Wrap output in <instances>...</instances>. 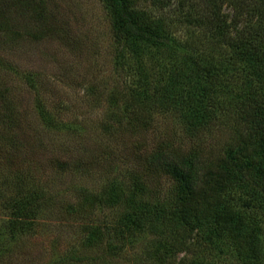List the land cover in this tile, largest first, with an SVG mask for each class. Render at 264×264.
Masks as SVG:
<instances>
[{"label":"trees","instance_id":"16d2710c","mask_svg":"<svg viewBox=\"0 0 264 264\" xmlns=\"http://www.w3.org/2000/svg\"><path fill=\"white\" fill-rule=\"evenodd\" d=\"M103 1L130 100L143 106L137 115L135 108L112 113L104 132L112 141L131 132L138 141L154 112L175 114L181 128L146 153L136 142L140 167L136 160L118 163L117 175L87 196V214L97 219L88 220L86 244L104 242L106 252L121 255L142 240L149 264H264V0H157V14L135 0ZM14 11L42 22L46 1L0 0V31L17 39L24 32ZM0 100L3 124L12 107L2 88ZM39 114L55 129V116L43 107ZM232 121L236 135L210 159L206 136ZM6 136L12 143L8 130ZM15 165L0 170V186L12 190L2 199L10 209L8 234L19 237L50 202L33 169ZM106 210L109 217L97 216Z\"/></svg>","mask_w":264,"mask_h":264},{"label":"rangeland","instance_id":"374dc122","mask_svg":"<svg viewBox=\"0 0 264 264\" xmlns=\"http://www.w3.org/2000/svg\"><path fill=\"white\" fill-rule=\"evenodd\" d=\"M45 1L42 22L14 11V23L24 32L21 38L0 31V58L5 63L0 65V88L12 107L0 124V170L8 171L13 164V168L30 167L35 180L43 182L39 184L45 186L50 202L30 233L12 237L8 234L10 209L2 199L12 190L6 194L0 186V264H149L142 240L121 255L106 252L104 242L94 247L86 244V228L93 223L88 220L97 219L87 214L85 207L92 198L87 196L117 175L118 163L136 160V142L146 153L156 141L179 134V120L175 114L154 112L153 123L142 130L138 141L131 132H122L112 141L103 130L106 117L116 111L127 115L134 108L137 115L143 106L130 100L129 79L117 64L120 46L111 13L103 0ZM135 2L154 14L159 12L157 0ZM41 107L57 118L55 129L46 128ZM229 123L206 136L205 146L214 147L210 159L222 152L215 148L236 135L234 121ZM53 138H57L55 145ZM68 162L82 168H61ZM102 214L111 215L106 210L97 216Z\"/></svg>","mask_w":264,"mask_h":264}]
</instances>
